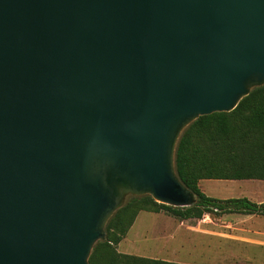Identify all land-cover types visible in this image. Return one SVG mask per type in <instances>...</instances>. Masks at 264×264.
Returning a JSON list of instances; mask_svg holds the SVG:
<instances>
[{
    "label": "water",
    "instance_id": "95a60500",
    "mask_svg": "<svg viewBox=\"0 0 264 264\" xmlns=\"http://www.w3.org/2000/svg\"><path fill=\"white\" fill-rule=\"evenodd\" d=\"M264 85V0H0V264H88L129 197L194 205L174 152Z\"/></svg>",
    "mask_w": 264,
    "mask_h": 264
},
{
    "label": "trees",
    "instance_id": "16d2710c",
    "mask_svg": "<svg viewBox=\"0 0 264 264\" xmlns=\"http://www.w3.org/2000/svg\"><path fill=\"white\" fill-rule=\"evenodd\" d=\"M174 170L195 196L194 205L174 208L148 196L129 197L105 224V240L94 244L88 264H177L115 251L138 211H162L180 221L212 213L264 216V204L245 198L218 200L205 196L197 186L200 180L264 181V85L253 88L232 111L201 116L190 123L177 141Z\"/></svg>",
    "mask_w": 264,
    "mask_h": 264
},
{
    "label": "rangeland",
    "instance_id": "374dc122",
    "mask_svg": "<svg viewBox=\"0 0 264 264\" xmlns=\"http://www.w3.org/2000/svg\"><path fill=\"white\" fill-rule=\"evenodd\" d=\"M197 185L212 198H229L239 190L235 184L216 180ZM222 216L212 213L180 221L162 211H138L114 249L177 264H264V223Z\"/></svg>",
    "mask_w": 264,
    "mask_h": 264
},
{
    "label": "crops",
    "instance_id": "0c3cea01",
    "mask_svg": "<svg viewBox=\"0 0 264 264\" xmlns=\"http://www.w3.org/2000/svg\"><path fill=\"white\" fill-rule=\"evenodd\" d=\"M200 181H198L197 184H199ZM216 181H224L227 182V184H235L234 186H236L239 190L236 192L237 194L232 195V197L229 198L215 197V199L225 200L231 198H245L248 201L255 203L257 205L264 204V181L261 180H216ZM220 215H223L222 219H226V218L246 219L248 221H252L255 224L264 223L263 215L241 214V213H222Z\"/></svg>",
    "mask_w": 264,
    "mask_h": 264
}]
</instances>
